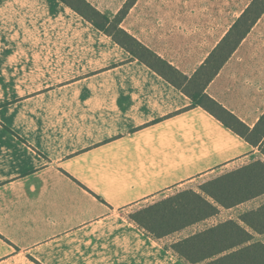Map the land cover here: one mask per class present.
<instances>
[{
	"label": "crops",
	"instance_id": "0c3cea01",
	"mask_svg": "<svg viewBox=\"0 0 264 264\" xmlns=\"http://www.w3.org/2000/svg\"><path fill=\"white\" fill-rule=\"evenodd\" d=\"M87 1L115 19L129 0ZM252 1L136 0L120 27L192 77ZM206 92L259 122L264 14ZM257 159L63 1L0 0V264H186L164 241L180 231L158 240L130 213Z\"/></svg>",
	"mask_w": 264,
	"mask_h": 264
},
{
	"label": "trees",
	"instance_id": "16d2710c",
	"mask_svg": "<svg viewBox=\"0 0 264 264\" xmlns=\"http://www.w3.org/2000/svg\"><path fill=\"white\" fill-rule=\"evenodd\" d=\"M128 50L194 102L221 120L264 155V114L249 127L212 98L208 84L264 14V0H253L229 32L192 76H186L120 27L122 17L136 0H129L115 19L87 0H61ZM264 194V159H257L222 173L200 185V191L184 189L130 213L129 217L156 239H162ZM264 203L245 211L238 220L228 219L168 244V250L186 264H264Z\"/></svg>",
	"mask_w": 264,
	"mask_h": 264
},
{
	"label": "rangeland",
	"instance_id": "374dc122",
	"mask_svg": "<svg viewBox=\"0 0 264 264\" xmlns=\"http://www.w3.org/2000/svg\"><path fill=\"white\" fill-rule=\"evenodd\" d=\"M203 180H196L194 182V184H196L195 186L199 185ZM190 186V184H187L186 186H184L185 188ZM259 205L263 204L264 201H261L259 200ZM258 204V200H257V203L256 202H253L251 204H245L244 206L242 205H239V206H235V207H232V208H221L220 212L205 220V221H202L198 224H195L191 227H188L182 231H180L179 233H177L174 237H170V238H167L165 239V243L168 244L170 243L174 238H183V237H186L190 234H193L194 232H197L199 230H202L204 228H207L209 226H212L214 224H217L219 222H222V221H225V220H228V219H234V220H238L239 217L241 216V214H243L245 211L247 210H250V209H253L255 208V206ZM258 205V206H259ZM254 241H264V234H258V233H255L254 234Z\"/></svg>",
	"mask_w": 264,
	"mask_h": 264
}]
</instances>
